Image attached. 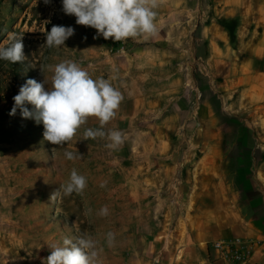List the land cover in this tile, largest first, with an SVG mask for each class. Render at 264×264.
Wrapping results in <instances>:
<instances>
[{
  "label": "rangeland",
  "instance_id": "obj_1",
  "mask_svg": "<svg viewBox=\"0 0 264 264\" xmlns=\"http://www.w3.org/2000/svg\"><path fill=\"white\" fill-rule=\"evenodd\" d=\"M213 1L207 0L210 7ZM198 3L159 0L154 36L116 42L94 39L95 29L63 13L62 0L47 5L0 0V47L7 46L9 34L23 35L25 55L23 63L0 60V264H47L51 246L80 236L99 242L98 264H129L130 248L147 250L143 256L149 260V250L159 244L154 239L164 228L173 230L185 209L180 204L187 198L191 170L192 212L204 210L194 207V185H205L198 171L212 166L213 158L244 218L264 230V109L243 108L238 93L217 87L220 74L233 68L240 53H230L227 64L216 68L205 63L209 43L203 26L214 23L231 32L235 41L228 45L236 50L241 18L212 9L192 15ZM53 25L71 26L75 34L64 46L49 48L46 32ZM65 59L93 78L116 77L112 83L123 100L104 130L122 131L118 150L107 148V139L83 140L85 128L99 127L95 118L59 147L44 140L42 122L22 118L19 109L9 115L26 80L50 79L46 66ZM66 150L82 158L68 161ZM73 168L87 177V187L79 195L60 191L52 201ZM105 205L109 214L98 216ZM210 210L218 218L224 208ZM109 231L115 234L111 247L105 239Z\"/></svg>",
  "mask_w": 264,
  "mask_h": 264
},
{
  "label": "clouds",
  "instance_id": "obj_2",
  "mask_svg": "<svg viewBox=\"0 0 264 264\" xmlns=\"http://www.w3.org/2000/svg\"><path fill=\"white\" fill-rule=\"evenodd\" d=\"M51 0H44L47 5ZM159 0H62L64 14L74 16L77 25L91 27L96 30L98 38H109L116 42L128 39H147L157 32V11ZM75 34L71 26L53 25L46 32V45L49 48L64 46L65 41ZM22 36L9 34L7 46L0 47V60L12 64L25 61ZM52 73L51 78L43 82L27 79L13 97L14 105L9 112L15 116L17 109L22 118H34L44 126V140L64 147L70 144L78 131L88 123L89 118L98 120L99 127L85 128L83 140L107 139L106 147L118 150L124 143V134L120 130H104L117 115L123 95L116 88L112 80L103 77L93 78L90 73L76 61L65 59L54 65H47ZM42 72L44 73V69ZM48 85V88H45ZM27 104L33 106L30 111ZM64 156L68 161L81 159L76 151L66 150ZM101 183L100 187H105ZM87 187V177L79 174L73 168L66 184L53 193L50 199H57L58 193L63 191L65 196L82 194ZM91 213L92 209H88ZM106 217L109 209L105 205L96 213ZM106 242L111 247L115 241V234L106 233ZM98 241L91 236L63 239L62 245H53L51 254L46 258L47 264H98Z\"/></svg>",
  "mask_w": 264,
  "mask_h": 264
},
{
  "label": "crops",
  "instance_id": "obj_3",
  "mask_svg": "<svg viewBox=\"0 0 264 264\" xmlns=\"http://www.w3.org/2000/svg\"><path fill=\"white\" fill-rule=\"evenodd\" d=\"M208 9L229 18L238 15L241 25L236 33V50L228 45V35L220 27L214 23L203 26L206 31L205 39L209 43V55L205 63L216 68L219 63L227 64L226 60L231 58L230 53L234 57L236 53H240L233 68L230 65L224 75L220 74L222 80L217 87L222 91L238 93L243 108L252 106L253 110L260 113L264 109V0H214L212 7L207 0H199L198 5H192V15H204ZM213 160L212 166L198 171V175L203 176L205 185H194V207H202L204 210L192 212L191 170L187 198L180 204V208L184 206L185 209L174 220L173 230L164 228L154 239L159 244L149 250V260L143 256L147 250L139 252L130 248L127 253L130 256L129 264H226L216 258L209 248L210 244L237 236L255 241L253 263L264 264V230L255 227L250 219L244 218L237 195L231 185L226 184L224 172L216 165L218 160ZM207 177L212 181L209 182ZM213 180L217 182L214 184ZM213 206L224 208L218 218L211 214L210 208Z\"/></svg>",
  "mask_w": 264,
  "mask_h": 264
},
{
  "label": "built area",
  "instance_id": "obj_4",
  "mask_svg": "<svg viewBox=\"0 0 264 264\" xmlns=\"http://www.w3.org/2000/svg\"><path fill=\"white\" fill-rule=\"evenodd\" d=\"M255 247L256 243L251 240L233 237L212 242L209 248L217 259L226 264H254L252 257Z\"/></svg>",
  "mask_w": 264,
  "mask_h": 264
},
{
  "label": "trees",
  "instance_id": "obj_5",
  "mask_svg": "<svg viewBox=\"0 0 264 264\" xmlns=\"http://www.w3.org/2000/svg\"><path fill=\"white\" fill-rule=\"evenodd\" d=\"M225 32H226L227 35H228V39H229V43H230V44L232 43L233 40L235 41V39H234V35H233L231 32H227V31H225Z\"/></svg>",
  "mask_w": 264,
  "mask_h": 264
}]
</instances>
